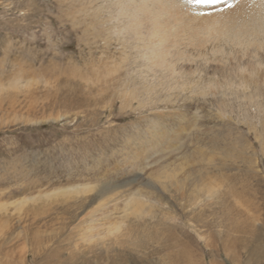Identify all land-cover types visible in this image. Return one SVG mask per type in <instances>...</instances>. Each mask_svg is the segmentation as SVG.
<instances>
[{
    "label": "rangeland",
    "instance_id": "rangeland-1",
    "mask_svg": "<svg viewBox=\"0 0 264 264\" xmlns=\"http://www.w3.org/2000/svg\"><path fill=\"white\" fill-rule=\"evenodd\" d=\"M250 1L0 0V264H264Z\"/></svg>",
    "mask_w": 264,
    "mask_h": 264
},
{
    "label": "bare ground",
    "instance_id": "bare-ground-1",
    "mask_svg": "<svg viewBox=\"0 0 264 264\" xmlns=\"http://www.w3.org/2000/svg\"><path fill=\"white\" fill-rule=\"evenodd\" d=\"M217 17L218 18H212L214 21L208 23L206 27L204 25L205 28L202 29L204 31L202 33L207 36L206 41H223L232 44L233 47H242L243 51H247L250 46L257 49L261 48L263 43L259 40L260 38L258 35L264 31V27L260 23L264 18V0H251L249 12L246 14H233L230 17L223 16V19H220L219 16ZM250 17L251 21L249 20ZM247 20L250 22L248 23ZM152 21L156 30L161 27L160 24L155 21V18ZM216 51V53H218V51L224 52L220 48Z\"/></svg>",
    "mask_w": 264,
    "mask_h": 264
}]
</instances>
